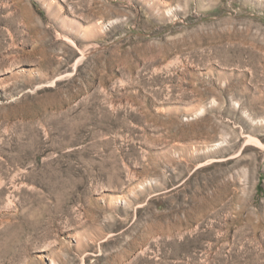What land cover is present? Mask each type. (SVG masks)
<instances>
[{"label": "rangeland", "instance_id": "1", "mask_svg": "<svg viewBox=\"0 0 264 264\" xmlns=\"http://www.w3.org/2000/svg\"><path fill=\"white\" fill-rule=\"evenodd\" d=\"M0 264H264V0H0Z\"/></svg>", "mask_w": 264, "mask_h": 264}]
</instances>
